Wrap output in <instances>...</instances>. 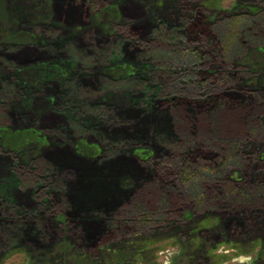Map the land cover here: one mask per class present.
I'll return each instance as SVG.
<instances>
[{
	"label": "rangeland",
	"instance_id": "1",
	"mask_svg": "<svg viewBox=\"0 0 264 264\" xmlns=\"http://www.w3.org/2000/svg\"><path fill=\"white\" fill-rule=\"evenodd\" d=\"M94 1L96 8L89 12L83 0H0V84H9L8 91L0 89V215L12 209L15 214L10 217L18 224L36 213L34 220L42 216L49 232L45 240H17L3 234L2 227L10 223L3 221L0 264H264V226L259 221H233L231 212L223 211L217 202L196 203L195 194L221 195L217 182H202L192 190L181 189L180 196L170 195L172 212L157 218L148 229L108 235L104 224L98 223L89 227L93 236L86 241L80 240L82 230L77 229L68 201L50 195L53 188L71 190L79 178L72 167L53 168L50 155L57 147H68L92 164H102L124 147L136 166L152 173L164 171L166 159L154 155L149 145L133 142L112 147L91 135L95 125L109 123L112 109L140 108L180 96L186 102L183 110L191 107L195 115L194 109L201 112L198 102L211 93H223L229 105L219 115L221 135L234 137L245 129L243 112L252 104L251 95L264 100L263 33L232 43L227 56L217 46L204 47L173 31L180 17L187 15L195 24L202 19L210 23L214 31L220 30L221 38L236 25L248 27L252 21L264 20L249 14L251 2L259 1ZM59 6L71 15L70 19L63 15L67 23L56 18ZM234 7L238 12L234 13ZM240 18L245 20L234 22ZM42 23L49 27L42 28ZM58 42L61 50L49 48L48 44L59 46ZM121 42L127 43L125 55L118 51ZM84 44L88 49L83 51ZM202 46L209 56L204 62L191 54ZM29 49L37 54L19 60L31 54ZM227 65L237 80L227 87L217 81L202 84L200 72L215 76ZM80 75L93 76L89 78L101 89L96 92L85 83L83 98L90 101L66 103L62 93L81 95L75 80ZM9 110L30 118L17 123ZM65 126L71 131L67 133ZM210 126L202 118L196 133H205ZM262 134L246 141L244 158L253 164L251 178L245 176L243 166L232 164L228 170L236 184L264 179ZM208 150L215 153L213 147ZM206 162L213 163V157ZM115 217L112 214L106 220Z\"/></svg>",
	"mask_w": 264,
	"mask_h": 264
},
{
	"label": "trees",
	"instance_id": "2",
	"mask_svg": "<svg viewBox=\"0 0 264 264\" xmlns=\"http://www.w3.org/2000/svg\"><path fill=\"white\" fill-rule=\"evenodd\" d=\"M257 1L259 2L253 1L248 6L249 14L253 18L264 17V9H262L264 0ZM96 3L94 0H83V4L89 12L94 11ZM58 9L60 12L58 11L59 15H56V18L67 23L64 16L70 19L71 15L63 10L64 6H59ZM237 10L238 7L233 8L234 13L238 12ZM244 20L240 18L234 22L239 23L238 21ZM77 21L81 23V20ZM236 26L228 32H223L220 38L221 32L218 33L220 30L214 31L210 23L202 19L198 24H195L190 21L187 15H183L173 27V31L181 32L188 38H193L194 41L204 47L217 46L221 48L224 55L228 56L231 53L232 43L239 42L244 36L264 34V20L262 18L259 21H252L248 27L238 28ZM43 27L49 26L42 23ZM59 43H57L59 46L50 44L48 46L50 49L58 51L63 48L60 47ZM126 47L127 43L121 42L118 51L121 50L125 55ZM86 49H88L87 45L83 51ZM200 49H195L191 54L204 62L209 56L207 52ZM29 50L31 54L21 55L19 60L26 58V56L34 57L37 54V52H33V49ZM97 57L99 58V56ZM12 59L16 60L14 57ZM198 76L203 82L202 84L217 81L222 87H227V84L238 79L237 76L232 75L230 65H227L224 70H220L215 76L209 72H200ZM89 77L93 76H76L75 80L79 82L76 86L80 89L81 95H69L67 93L64 95L62 93L63 100L66 103L71 101L74 105L86 104L90 101V98H83L85 92L82 91L87 89L85 85L87 83L93 85L96 92H99L101 87L99 88ZM82 81L83 87L81 86ZM90 81L91 83H89ZM7 85L9 86L8 83ZM8 86L2 83L0 89L2 92L8 91ZM224 96L223 93H211L206 96L203 102H198L201 112L199 113L194 109L197 112L195 115L190 110L191 107L189 110H183L186 102H184L185 98L180 96H168L164 101H153L151 104L140 106L141 109L137 107L112 109L107 125L98 124L89 130L91 135H98L102 143L112 147L133 142L149 145L154 155L159 154L163 160L166 159L164 171L161 174L152 173L148 169L133 164L126 157L128 152H124V147L122 148L123 153L118 148L116 156L109 157L102 164L84 161L74 155L68 147L56 148L53 156L50 155V159L55 165L53 168L57 171L60 168L72 167L79 178L71 190L69 188V191L63 192L53 188L50 190V195L52 197L58 195L57 197H63L68 201L67 205L71 210H74V218L78 222L77 229L79 227V230H82V233L79 232L81 241H86L93 236L89 227L98 223L104 224L103 229L106 228L104 232L108 235H126L148 229L157 218L162 215L167 216L172 212V204L174 203L171 202L170 195L176 193L179 195L181 189L192 190L202 185V182L205 184L209 181L219 183L220 186H217L219 189L221 188V195L210 196L208 192L195 194L198 205L217 202L223 211L231 212V215L234 216L233 221L250 220L253 223L257 220L264 226V179H256L248 184L247 181L236 184L235 180L228 177V170L232 164H235L243 166L248 173V175L245 173V176L251 178L250 174L253 170L251 166L253 164H251L250 158H244L247 156L246 154L244 156V149L249 145L246 141L258 137L256 135H259L260 132H263L262 136H264V120L261 119L264 115V100L251 95L252 104L243 112L245 129L234 137H227L221 135V122L219 121V115L229 105L228 98L226 99ZM195 97L196 95L193 96V98ZM10 112L11 110L8 111L9 116L16 117L17 123H22L28 117L30 118V115L21 114L18 117L14 115V112ZM202 118L206 119L211 126L207 132L201 131L198 134L196 131L200 132L199 121ZM64 130L68 133L71 128L65 126ZM210 147L215 148L214 154H211L212 150H208ZM253 149H255L254 146ZM211 155H214L212 156L214 162L207 163L206 160L212 158ZM254 165L256 166V163ZM176 206L179 208L177 204ZM6 214L0 215L2 218L0 225L3 221L10 222L2 227L4 228L3 234L7 237L12 235L11 237L17 240L27 239L32 242L48 238V222L42 216L34 220L36 213H32L28 219H22V222L19 220L17 224L12 219L15 214L12 209L8 210ZM112 214H115L116 217L110 221L106 220ZM240 216L243 217V220L239 218ZM251 217L253 220L250 219Z\"/></svg>",
	"mask_w": 264,
	"mask_h": 264
}]
</instances>
